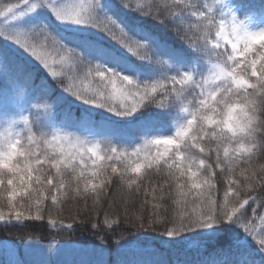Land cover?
<instances>
[{"label":"snow or ice","instance_id":"obj_1","mask_svg":"<svg viewBox=\"0 0 264 264\" xmlns=\"http://www.w3.org/2000/svg\"><path fill=\"white\" fill-rule=\"evenodd\" d=\"M124 12L170 25L185 50L169 47ZM90 29L141 66L89 35ZM0 40L34 58L64 93L139 132L129 139L94 138L55 126L44 118L50 85H37L17 65L20 83L43 96L31 106L35 118L31 109L28 115L0 112V221L47 218L52 227L71 229L46 213L47 202L59 208L72 193L92 197L95 205L116 185L129 198L143 192L157 202L147 222L140 214L129 221L127 210L124 222L139 229L163 223L169 238L196 233L214 239L232 231L226 248L232 258L223 264H264V191L254 195L257 184L264 190V165L257 171L253 163L264 158V0H170L163 7L157 0H0ZM14 55L0 47L5 76ZM67 120L89 133L98 123L87 108L68 112ZM217 169L226 177L222 198L215 195ZM153 171L163 181L150 180L145 188ZM166 197L185 210L167 219L159 215L155 209ZM120 223V213L105 212L107 228Z\"/></svg>","mask_w":264,"mask_h":264},{"label":"trees","instance_id":"obj_2","mask_svg":"<svg viewBox=\"0 0 264 264\" xmlns=\"http://www.w3.org/2000/svg\"><path fill=\"white\" fill-rule=\"evenodd\" d=\"M139 2L147 5L149 0H139ZM157 2L163 7L164 3L170 2V0H157ZM242 2L259 4L261 0H242ZM123 15L131 21L142 22L146 29L156 33L162 40L167 41L169 47L185 50V45L176 37L170 25H161L156 20L140 18L130 12H124ZM88 34L101 39L106 46L118 51L129 63H134L138 67L141 66L134 56L121 50L116 42L109 39L106 35L92 29L89 30ZM68 38L69 35L65 36V39ZM0 47H6L2 40H0ZM18 65L32 74L37 85L42 82L50 85L49 95L43 97V101L51 106L44 117L45 119H50L57 123L73 124L67 120V113L71 112L73 115H77L87 108L93 112L98 121L97 125L92 127L93 129L97 130L100 127H104L109 133L123 136L125 139L139 136V132L136 131V125L128 124L123 119L111 116V114L106 113L102 109L83 105L80 101L64 93L58 84L52 80L51 76L38 66L28 63H19ZM14 67L7 75L12 76L17 72V65ZM2 72L3 70L0 69V95L3 92L7 93L10 91L7 83L8 78ZM31 91V97L35 95L39 97L36 103L42 102L43 93L36 88H32ZM57 97L61 99L58 101ZM153 110L155 111V109ZM32 115L35 118V109H32ZM105 119L112 121V123L106 124ZM253 163L257 171H259L260 165H264V158L256 159ZM238 171L237 178L242 180V177H238ZM217 173L216 183L218 191L215 195L222 198L223 190L226 187V177L225 174L219 172V169H217ZM163 178L162 173L157 174L153 171L144 179V187L147 188L149 186L150 180L152 183H156L157 181L162 182ZM262 191L264 190L257 184V190L254 195L259 196ZM61 201L59 208L51 207L50 201L47 202L49 207L46 208V213L51 210L54 217L59 215V218L65 221V225L68 223L73 225L71 229L61 226L59 223L56 227H52L48 224L47 218L43 221H0V243H12L22 253L23 246L27 242L37 240L48 246L51 254L56 248L65 244L91 246L94 249L100 248L107 252V264H211L212 261H215L216 264H223L224 261L232 258L226 253L227 245L234 236L232 231L221 230L214 239L198 236L196 233H186L181 237L169 238L163 234L165 231V224L163 223L156 224L153 228L139 229L131 222H124L125 210H127V219L129 221L134 219L135 215L140 214L145 217V222H147V218L152 215L154 211L153 203L157 202H154L150 195L145 197L143 192L129 198L122 195L117 186L113 185L112 189L101 197L99 204L94 205L92 197H88L85 201L74 197L72 193L66 198L62 197ZM255 206V204L252 205V207ZM180 210L185 209L179 208L167 197L163 202V206L155 209L159 215L166 219L171 218ZM186 210L191 211L192 205L189 204ZM248 210L251 213V208ZM105 212L110 215L113 212L120 213L121 223L118 226L114 225L111 229L107 228L103 224ZM261 212L264 213V209H261ZM93 223L99 224V227L93 228ZM257 226H260L259 221H257ZM101 236L104 237L103 240L100 239ZM173 240L175 242H172ZM253 246L255 247V245ZM221 249H225V252L220 253ZM256 258L259 260V256ZM36 259L26 264H40ZM48 264L66 263L51 258Z\"/></svg>","mask_w":264,"mask_h":264},{"label":"rangeland","instance_id":"obj_3","mask_svg":"<svg viewBox=\"0 0 264 264\" xmlns=\"http://www.w3.org/2000/svg\"><path fill=\"white\" fill-rule=\"evenodd\" d=\"M67 2L69 4H75L80 3V0H67ZM85 2H87V0H85ZM63 34L64 36H68L67 33ZM2 42L5 44L4 41ZM5 46L15 53L13 57L14 63L11 70L19 63H28L43 69L42 66L34 60V58H30L26 53H23L18 46L11 44V42H8ZM43 70L46 71L45 69ZM7 78L10 91L7 93L3 92L0 95V112L7 109L12 114L23 113L24 115H28L29 110L31 109L32 111L33 109L31 106L37 102L39 98L38 95L31 97L32 91L20 83L21 74L18 71L12 76L7 75ZM51 121L57 127L77 132L80 135H90V137L94 138H104L114 135L109 133L107 129H104V127H100L97 130L91 128L89 133L74 124L57 123L53 120ZM107 256V252H104L100 248L94 249L91 246H81L77 244L61 245L51 254L50 248L37 240L27 242L23 246L22 253L19 251L18 247L12 243H0V264H26L29 262L31 263V260L33 261L35 258H37L36 260L37 262H40V264H48L51 258L63 261L66 264H107Z\"/></svg>","mask_w":264,"mask_h":264}]
</instances>
